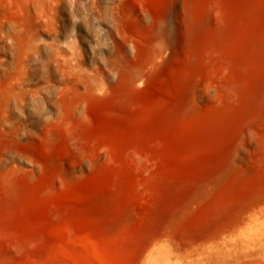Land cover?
Segmentation results:
<instances>
[{"label":"rangeland","instance_id":"rangeland-1","mask_svg":"<svg viewBox=\"0 0 264 264\" xmlns=\"http://www.w3.org/2000/svg\"><path fill=\"white\" fill-rule=\"evenodd\" d=\"M263 6L206 8L228 64L154 58L176 0H0V264H264Z\"/></svg>","mask_w":264,"mask_h":264},{"label":"bare ground","instance_id":"bare-ground-1","mask_svg":"<svg viewBox=\"0 0 264 264\" xmlns=\"http://www.w3.org/2000/svg\"><path fill=\"white\" fill-rule=\"evenodd\" d=\"M44 0H37L38 4ZM183 8L185 28L182 29L174 20L171 14L160 21L153 33V42L155 43L154 58H163L164 54L179 56L183 48L187 49L191 55H195L198 50H209L216 55H222L228 64L233 63L235 59L242 60L246 55L243 49L237 48L235 53L228 51L229 41L236 37L233 25L226 20H221L216 26L208 20V10L214 3L222 0H176ZM205 2V3H204ZM256 0H237L240 7L253 5ZM207 8V9H206ZM206 9V10H205ZM257 17L264 21V6L257 14ZM246 16L240 18L237 22L243 23ZM183 23V21H182ZM181 49V50H180ZM262 57L264 58V35L260 42ZM141 157L140 154H137ZM142 158V157H141ZM85 247L103 262L102 255L98 248L93 244H86ZM157 263L164 264L166 261L165 250H158L154 256ZM103 264V263H102Z\"/></svg>","mask_w":264,"mask_h":264}]
</instances>
